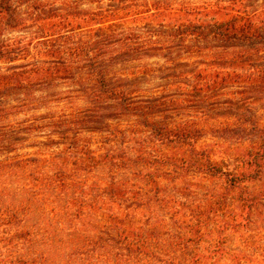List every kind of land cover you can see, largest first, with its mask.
<instances>
[{
    "label": "trees",
    "instance_id": "obj_1",
    "mask_svg": "<svg viewBox=\"0 0 264 264\" xmlns=\"http://www.w3.org/2000/svg\"><path fill=\"white\" fill-rule=\"evenodd\" d=\"M83 1L108 5L86 11L79 9L80 0H64V7L50 0H0V166L35 163L58 169L71 163L83 175L79 188L85 190L94 189L88 177L102 165L109 176L102 195L109 203L131 195L132 211L144 210L150 205L147 188L154 184L145 168L158 163L157 147L175 145L189 149L192 167L223 177L227 192L242 193L241 184L256 180L264 165V132L250 123L257 141L242 161L252 171L247 173L222 171L195 144L201 124L219 111L211 107L218 89L264 87V6L252 9L245 0H215L210 5L189 0H150L143 5L136 0ZM137 20L145 23L129 27V21ZM56 103L65 107L53 111ZM183 109H193L198 119H179ZM241 114L231 116L240 120L237 123L249 122ZM123 119L126 133L110 125ZM84 131L122 137L125 143L132 138L133 146L130 152L101 148L102 155H95L83 145L75 147L79 140L69 137ZM39 132L49 135L50 145L43 144L44 149L54 150L52 146L61 144L58 140L67 146L38 152L42 158L20 157L23 142ZM56 160L62 164L56 167ZM131 170L132 184L117 179ZM45 181L55 192L67 187L66 174L56 170ZM89 207L99 211L96 203ZM130 237L132 257L157 260L147 246L158 241L154 231L123 239ZM184 240L172 238L170 245L186 247Z\"/></svg>",
    "mask_w": 264,
    "mask_h": 264
},
{
    "label": "rangeland",
    "instance_id": "obj_2",
    "mask_svg": "<svg viewBox=\"0 0 264 264\" xmlns=\"http://www.w3.org/2000/svg\"><path fill=\"white\" fill-rule=\"evenodd\" d=\"M136 1V5H143L150 0ZM190 1L194 5L215 3V0ZM245 1L252 9L264 6V0ZM50 2L57 6L61 2L64 7V0ZM101 3L105 7L108 5L107 1L80 0L78 7L92 11ZM143 23L144 20L129 21V27L143 26ZM217 95L218 99L211 107L219 111L213 112L212 119H205L206 122L201 124V138L195 149L222 171L232 174L252 172L242 161L245 153L254 151L257 141L250 123L264 132V87L226 86L218 89ZM78 105L74 108L78 109ZM52 106L53 111L58 112L65 104ZM232 107L234 111L225 112ZM44 111L41 109L40 113ZM193 111L183 109L179 119L192 117L197 120ZM241 113L246 114L249 122L237 123L240 120L234 118ZM220 115L228 118L222 120ZM131 122L129 120L128 124ZM125 123L124 119L114 120L110 125H117L125 132L128 130ZM238 126L241 128L235 129ZM42 132L23 142L18 153L20 157L42 158L38 152H56L67 146L58 140L61 144L52 146L55 151L44 149L43 144L50 145V141L49 135ZM102 135L84 131L81 135L71 133L69 137L73 141L79 140L75 141V147L83 145L95 155L102 153L101 148L130 152L133 146L132 138L125 143L120 135V138ZM156 149H160L155 152L159 154L158 163L145 168L150 169L151 181H154L147 188L150 205L144 210L135 208V211L129 206L131 195L115 204L102 195L109 181L108 171L102 165L88 177V185L93 183L94 189L87 186L85 190L79 188L83 175L74 170L71 163L58 169L35 163L0 166V264H264V165L256 180L241 184L242 193L237 190L229 193L223 177L204 174L197 166L188 164L191 154L187 147L170 145ZM61 164L56 160L54 165ZM55 170L59 174L65 173L67 181V187L56 192L52 185L46 187L45 181L55 174ZM130 173L132 170L118 175L117 179L130 180L127 182L130 185ZM84 175L87 177V173ZM75 200L80 209L74 207ZM90 203H96L99 211L91 210ZM113 217L118 224L112 222ZM147 231H154L158 238L147 245L148 250L156 254L155 262L143 256L132 257V237L123 239L125 235H140ZM176 237L185 239L187 246H171L170 239Z\"/></svg>",
    "mask_w": 264,
    "mask_h": 264
}]
</instances>
